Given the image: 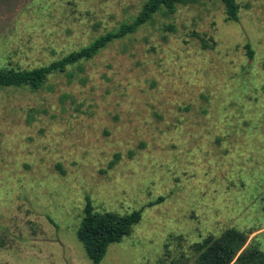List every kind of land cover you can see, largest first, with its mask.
Instances as JSON below:
<instances>
[{
	"label": "rangeland",
	"instance_id": "obj_1",
	"mask_svg": "<svg viewBox=\"0 0 264 264\" xmlns=\"http://www.w3.org/2000/svg\"><path fill=\"white\" fill-rule=\"evenodd\" d=\"M146 1L0 0V68L48 66ZM235 2L233 21L185 0L37 89L0 86V264H92L87 199L141 215L99 264H196L227 229L264 252V0Z\"/></svg>",
	"mask_w": 264,
	"mask_h": 264
},
{
	"label": "trees",
	"instance_id": "obj_2",
	"mask_svg": "<svg viewBox=\"0 0 264 264\" xmlns=\"http://www.w3.org/2000/svg\"><path fill=\"white\" fill-rule=\"evenodd\" d=\"M185 0H147L141 11L129 24H122L116 31L96 39L88 47L52 62L50 65L32 70H14L0 68L1 87L27 86L31 89L40 87L46 76L52 72H63L66 66L82 59H90L101 48L115 39L135 32L149 22L158 12L172 14L175 7ZM229 20L238 19V8L235 0H221ZM247 54L252 57L249 45ZM114 163H111V167ZM152 204H150L151 206ZM141 219L140 211L119 215L113 212H95L89 199L86 201L84 217L76 232L77 240L82 244L86 257L92 264H99L111 244L119 243L129 236L134 225ZM247 236L237 230L227 229L220 236L206 237L195 244L198 252L196 264H264V252L256 246L247 245Z\"/></svg>",
	"mask_w": 264,
	"mask_h": 264
}]
</instances>
